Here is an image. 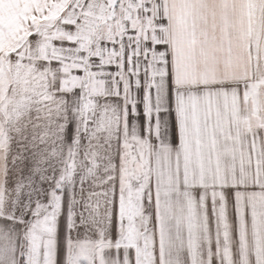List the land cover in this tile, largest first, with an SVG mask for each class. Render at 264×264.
Masks as SVG:
<instances>
[{"label":"snow or ice","instance_id":"snow-or-ice-1","mask_svg":"<svg viewBox=\"0 0 264 264\" xmlns=\"http://www.w3.org/2000/svg\"><path fill=\"white\" fill-rule=\"evenodd\" d=\"M0 264H264V0H0Z\"/></svg>","mask_w":264,"mask_h":264}]
</instances>
